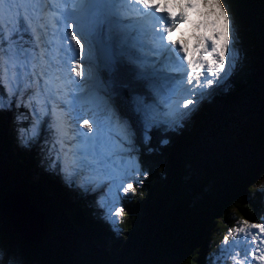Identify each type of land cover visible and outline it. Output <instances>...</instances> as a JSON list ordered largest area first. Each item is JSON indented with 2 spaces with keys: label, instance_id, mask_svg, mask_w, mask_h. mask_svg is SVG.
I'll return each instance as SVG.
<instances>
[{
  "label": "trees",
  "instance_id": "obj_1",
  "mask_svg": "<svg viewBox=\"0 0 264 264\" xmlns=\"http://www.w3.org/2000/svg\"><path fill=\"white\" fill-rule=\"evenodd\" d=\"M223 2L233 17L239 56L227 90L202 101L182 128L153 130L148 145L123 104L127 92L117 99L136 129L139 162L148 173L134 185L136 193L123 198L118 236L102 218L99 192L70 189L58 162L46 170L57 156L50 131L30 141L28 152L19 129L33 124V115L23 114L22 106L0 111L2 264L8 258L21 264H212L222 237L230 239L241 219L264 223V0ZM44 117L57 131L58 121ZM165 138L169 143L161 145ZM14 194L26 196L43 215L39 242L25 238L7 211Z\"/></svg>",
  "mask_w": 264,
  "mask_h": 264
},
{
  "label": "snow or ice",
  "instance_id": "obj_2",
  "mask_svg": "<svg viewBox=\"0 0 264 264\" xmlns=\"http://www.w3.org/2000/svg\"><path fill=\"white\" fill-rule=\"evenodd\" d=\"M167 4L168 0L164 7L154 0H0V87L4 89L0 111L11 110L14 104L19 108L22 103L30 108L35 123L28 130L20 128L18 137L21 146L28 148L49 113L47 105H53L55 116L54 101L63 103L76 129L68 136L74 143L63 160L57 155L46 170L55 169L59 161L68 187L79 176L76 187L85 194L99 192L96 204L104 209L102 218L117 233L114 218L123 216L125 209L116 205L136 193L133 179L139 186L143 184L139 177L148 176L139 162L136 129L121 114L117 99L127 92L123 104L130 106L142 143L148 145L153 130L182 128L183 121L211 95L207 90L225 84L239 59L233 17L223 0H187L175 15ZM126 5L139 6L137 11L147 14H162L156 18L164 23L153 29L158 42L150 44L144 27L125 22ZM194 9L203 17L194 28L203 25L210 34L197 36L190 49L187 40L172 39V33L188 22ZM62 65L68 68L69 83L74 73L77 81L85 80L87 88L77 83L78 92L66 98L69 94L59 74ZM26 93L30 94L24 101ZM33 102L37 107H32ZM56 127L59 131L63 125ZM58 142L63 149V141ZM160 143L167 145L169 140ZM230 235L233 243L225 236L212 264H222L221 254L231 256L234 264H251L239 258L241 251L246 258L264 264V223L241 219V226L231 229ZM4 255L0 250V264Z\"/></svg>",
  "mask_w": 264,
  "mask_h": 264
},
{
  "label": "rangeland",
  "instance_id": "obj_3",
  "mask_svg": "<svg viewBox=\"0 0 264 264\" xmlns=\"http://www.w3.org/2000/svg\"><path fill=\"white\" fill-rule=\"evenodd\" d=\"M177 2H178V4L179 5H181L182 3H186L187 2V0H177ZM225 7H226V5H225ZM226 9H228L227 7H226ZM229 11V10H228ZM229 14H230V12H229ZM231 16V15H230ZM195 18H197V22H196V24L198 23V22H200L202 19H203V17H200V16H195ZM191 28H194V27H192L191 25H189ZM195 29V31H196V33L198 34L197 36H200V35H209L210 34V29H208V30H205V27L202 25L200 28H194ZM195 41H196V38L194 39V42H193V44L195 43ZM192 44V45H193ZM236 49V48H235ZM236 52H237V49H236ZM237 54H238V52H237ZM83 63V62H82ZM61 68L62 69H64L65 70V74H64V76H67V77H69V72H68V68H67V66L66 65H62L61 66ZM75 76H74V73H72L71 74V79L72 78H74ZM221 78H223V74H222V77ZM78 83H80V84H84L85 85V88H87V84H86V82H85V80H82V82H78ZM76 85H77V83H75V85H73L72 87H71V91H67L68 92V94H69V96H71V92H78V89H77V87H76ZM225 88H226V82H225V84L224 85H221L219 88H216V86L214 85L213 86V88H210V89H208L207 90V92L208 93H211V97L213 96V95H216V94H218V93H220V92H222V91H225ZM0 93H4V89L2 88V87H0ZM182 91V90H181ZM26 94H28V93H26ZM210 96H208V97H210ZM207 97V98H208ZM68 98V97H67ZM206 98V99H207ZM27 99H28V95H25L24 96V101H27ZM204 101V100H203ZM54 103H55V105H56V107H55V109L59 112V114H61V115H63V118L65 119V121H67L68 120V122H69V124H70V129L68 128V124L66 125V123L65 124H63V128L64 129H60L59 131L57 130L56 131V128L55 127H53V129H51L50 130V127L47 125V123H46V121H45V117H43V120L41 121V123H40V127H39V135H38V138L39 139H41L47 132H49L50 131V134L52 135L51 137L53 138V141H54V147H53V149H55V151H56V153H57V155H59L60 156V158H61V160H63L64 159V152H66L67 151V148L70 146V143L72 142V141H69L68 140V136H72V135H74V133L72 134V132H71V130L73 129V130H75V127H74V125H73V122L69 119V116H70V114H67V110H66V108L64 107V105H63V103L61 102V101H59V100H56V101H54ZM202 104V102H200V104L196 107V109L197 108H199V106ZM21 106H22V108H23V111H22V113L23 114H25L26 113V111H28L29 113H31L32 115H33V113H32V111L30 110V108L29 107H25L24 106V104L22 103L21 104ZM20 106V107H21ZM47 107H48V109H49V113H48V119H51L50 118V116H51V114H52V112H51V107L53 108V105L52 104H48L47 105ZM18 109L16 106H15V104H14V107H12L11 108V110L13 111V113L14 112H16V110L15 109ZM85 108H86V106H85ZM5 111H8V110H5ZM17 115H15L12 119H13V121H15V122H17V121H19L18 119H17ZM188 118V117H187ZM186 118V119H187ZM53 119V118H52ZM55 123H56V121H54ZM92 122V121H91ZM90 122V123H91ZM35 123V121H33V124ZM80 123L82 124V120L80 121ZM33 124H31V125H28V126H26L25 127V129L26 130H28V129H30L32 126H33ZM61 123H59L58 122V124L56 123V125H60ZM86 130V129H85ZM67 131V136H66V138H67V141L66 142H63L64 143V145H65V147L63 148V149H61V144L58 142V141H61L62 140V137L64 136L63 135V133L64 132H66ZM65 140V139H64ZM63 141V140H62ZM74 142V141H73ZM32 147H28V148H25L24 147V149H26L28 152H31L30 150H32L31 149ZM54 159H56V157L54 156ZM58 163H59V166H63L59 161H58ZM141 177L142 176H140L139 177V179H141ZM65 179H66V176H65ZM72 182H73V188H76V189H78V187H76V183H78L79 182V178H78V176H76V177H73L72 178ZM133 183H134V185H136V182H135V179H133V181H132ZM261 184L264 186V179H263V181L261 182ZM72 187L70 188V189H73ZM99 195H100V193H99ZM99 195H97L96 197L98 198V196ZM121 195H122V193H121ZM80 198V197H79ZM124 198V197H123ZM13 200H16L15 201V204L14 205H12V204H10L11 203V201H13ZM24 201V202H23ZM3 204H4V202H3ZM22 204V205H21ZM26 204V205H25ZM123 199H122V201H120L116 206H123ZM7 205H11V207H13V208H17L16 210H18V214L20 215V217H21V219L23 220V221H28V220H31L32 218H31V215H30V211H31V209H32V207L29 205V202H27V200L25 199V197H21V196H18V195H15L14 194V196H11V198L7 201ZM24 208H23V207ZM124 207V206H123ZM29 208V212L28 211H26V210H24V209H28ZM125 209V208H124ZM114 219H116L118 222L116 223V227H117V225H119V223L121 222V219H122V216L121 217H119V218H114ZM17 222V225H18V227H21V225H20V221H16ZM39 223V222H38ZM32 224H34V222H32ZM38 225V224H37ZM34 226V228H35V230H36V232H38L41 228H40V226L38 225V226ZM112 225V224H111ZM239 226H241V225H238V226H236V227H239ZM28 227V226H27ZM113 227V226H112ZM113 231V230H112ZM120 231V230H119ZM253 233H256L258 230L257 229H252L251 230ZM114 232V234L116 235V236H118L119 235V232L117 233V232H115V231H113ZM242 235V234H241ZM232 238V239H231ZM232 240H233V237L231 236L230 237V239H229V244L231 245L232 244ZM223 241H224V236L222 237V239H221V243H222V245H223ZM221 247L222 246H220V250H221ZM218 254H220V252L218 253ZM233 254H235V250H233ZM240 259H247L248 261H250L251 262V264H259V262L258 261H254V260H252V258L251 257H245L244 256V252L243 251H241V253H240V257H239ZM221 259H222V261H226V263H222V264H234V262H233V260H232V258H231V256H227L226 258L223 256V254H221ZM9 260H11V259H7V262L9 261ZM16 264H21V263H16Z\"/></svg>",
  "mask_w": 264,
  "mask_h": 264
},
{
  "label": "bare ground",
  "instance_id": "obj_4",
  "mask_svg": "<svg viewBox=\"0 0 264 264\" xmlns=\"http://www.w3.org/2000/svg\"><path fill=\"white\" fill-rule=\"evenodd\" d=\"M171 0H168V2H170ZM193 2H194V0H193ZM154 3H159L161 6L162 5H164L165 4V0H154ZM125 7V9H126V11H125V15L127 16V18H128V21H131V22H135L136 20H138V19H140V18H142L143 20H147V18H148V16H149V14H147V13H144V12H139V11H137V8L139 7V6H134V5H126V6H124ZM197 13V10H191L190 12H189V19H188V22L187 23H185V24H187V26L188 27H190L189 25H191L192 27H194V25L195 24H192L193 22H197V18H195V16L197 15L196 14ZM185 24H181V26L183 27V28H185ZM191 28V27H190ZM193 29V28H192ZM194 36V39L197 37V35L196 34H194L193 35ZM148 40V42H149V39H147ZM150 43V42H149ZM190 47H192V46H190ZM149 55H151L150 53H149ZM59 74L61 75V77L62 76H64V74H65V70L64 69H62V68H60V71H59ZM170 74H172L173 75V73H170ZM64 77H66V78H69V77H67V76H64ZM62 80V79H61ZM71 83H69V81L68 82H65V81H63L62 80V83H63V85H64V90L65 91H71V87L73 86V85H75V83H78V82H82V80L81 81H77V79L74 77V78H72L71 79ZM30 93H28V94H26V95H29ZM70 96L68 95V98H69ZM216 97V96H215ZM67 98V97H66ZM54 120V119H53ZM55 121V120H54ZM89 122H91V121H89ZM65 123H66V125L68 124V128L70 129V124H69V122H68V120L67 121H65ZM65 123H63V124H65ZM62 124V125H63ZM62 129H64L63 127H62ZM94 130H95V128H94ZM75 131H76V129L75 130H71V132H72V134L74 133L75 134ZM81 131L82 132H87V130H85V129H81ZM67 132V131H66ZM65 139V140H64ZM62 140H63V142H66L67 141V138H66V136H63L62 137ZM69 140V139H68ZM72 143H74L73 141L70 143V146H71V144ZM69 146V147H70ZM21 197H25L24 195L23 196H21ZM6 204H7V202H6ZM7 207V211H9L10 212V214H12V216H13V218H14V220H15V222L16 221H20V223H24L25 225H27L28 227H30V226H36L37 224H40L41 226H42V222L39 220V213H37L36 212V210L32 207V209H31V211L29 212L30 213V215H31V220H28V221H23L22 219H21V217H20V215L18 214V210H16L17 208H13V207H10L9 205H6ZM12 210V211H11ZM32 222H34V224H32ZM39 222V223H38ZM17 223V222H16ZM38 226V225H37Z\"/></svg>",
  "mask_w": 264,
  "mask_h": 264
},
{
  "label": "water",
  "instance_id": "obj_5",
  "mask_svg": "<svg viewBox=\"0 0 264 264\" xmlns=\"http://www.w3.org/2000/svg\"><path fill=\"white\" fill-rule=\"evenodd\" d=\"M25 199H26V196H25ZM15 201L16 200L11 201L12 203H10V204L14 205L15 204ZM24 210H26V211L29 212V208L28 209H24ZM37 213H39V212H37ZM39 220L42 222V226L40 224H38L40 226V228H41L38 232H36L34 226L27 227V225H25L24 223H20L21 227L18 228L17 223H15V224H16L17 228L20 230V232L22 233V235L25 238L32 239L35 242H39L40 239H41L40 237H41L42 232L46 230V228H45V222H44V217H43V215L41 213H39Z\"/></svg>",
  "mask_w": 264,
  "mask_h": 264
}]
</instances>
